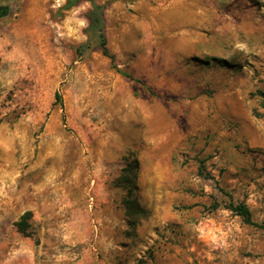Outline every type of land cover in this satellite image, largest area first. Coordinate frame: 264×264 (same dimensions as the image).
<instances>
[{"label": "rangeland", "instance_id": "rangeland-1", "mask_svg": "<svg viewBox=\"0 0 264 264\" xmlns=\"http://www.w3.org/2000/svg\"><path fill=\"white\" fill-rule=\"evenodd\" d=\"M93 1L115 64L89 1L0 0V264H264L199 171L264 225V0Z\"/></svg>", "mask_w": 264, "mask_h": 264}, {"label": "trees", "instance_id": "trees-1", "mask_svg": "<svg viewBox=\"0 0 264 264\" xmlns=\"http://www.w3.org/2000/svg\"><path fill=\"white\" fill-rule=\"evenodd\" d=\"M81 1H89L91 4L90 9L86 13V19L88 22L87 25V33L89 35V39L94 38L95 41L98 43L102 50V54L110 59V61L115 64V57L112 53H110L107 38L105 33V23L103 17V11L105 8V4L96 3L93 0H67L66 6L71 7L75 6ZM116 66V65H115ZM121 75L128 77L130 79L136 80L141 82L140 79L133 77L131 74L127 73L126 71H122L117 69ZM58 98L59 95L57 94ZM261 96V105L264 107V92L260 93ZM203 163L200 161L199 171L200 173L211 180L214 181L215 187L218 189L220 193L225 196L229 197V203L226 205L227 208L232 210L236 215L240 216L244 222L264 229V225H260L253 221L251 217L250 210L248 207L243 203H234L230 194L221 186H219L218 181L208 173H203ZM139 170V161L135 157L133 153H129L125 156V165L121 168L118 175L114 179V184L118 187H122L124 189H128L129 193L123 199V204L126 208V213L131 219V225L134 226L140 217H145L147 211L141 207L138 201L132 197L130 188L135 185L137 180ZM220 204L215 203L213 206L218 207ZM31 213L26 211L24 214L21 215L20 219L16 221L14 224L17 230L26 235L27 229L30 226L29 219ZM152 258V255H149Z\"/></svg>", "mask_w": 264, "mask_h": 264}, {"label": "water", "instance_id": "water-1", "mask_svg": "<svg viewBox=\"0 0 264 264\" xmlns=\"http://www.w3.org/2000/svg\"><path fill=\"white\" fill-rule=\"evenodd\" d=\"M8 12L7 8L4 6H0V17L6 15Z\"/></svg>", "mask_w": 264, "mask_h": 264}]
</instances>
